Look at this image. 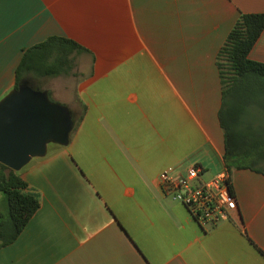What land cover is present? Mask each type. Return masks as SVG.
Instances as JSON below:
<instances>
[{
  "label": "crops",
  "instance_id": "crops-1",
  "mask_svg": "<svg viewBox=\"0 0 264 264\" xmlns=\"http://www.w3.org/2000/svg\"><path fill=\"white\" fill-rule=\"evenodd\" d=\"M254 13L264 0H0V100L27 49H85L70 75L39 79L75 126L19 171L40 208L0 264H264V157L228 171L218 118L216 55ZM249 58L264 63V31ZM192 166L230 177L228 219L201 227L160 188L163 170Z\"/></svg>",
  "mask_w": 264,
  "mask_h": 264
},
{
  "label": "trees",
  "instance_id": "trees-1",
  "mask_svg": "<svg viewBox=\"0 0 264 264\" xmlns=\"http://www.w3.org/2000/svg\"><path fill=\"white\" fill-rule=\"evenodd\" d=\"M263 31L264 13L241 14L216 55L222 93L218 118L224 132V164L228 171L235 157L241 158L246 153L242 147L243 130L254 133L244 120L245 115L250 111H264V63L249 58ZM83 51L85 49L75 42L60 37H51L27 49L17 66L14 88L26 81L32 88L41 90L40 78L70 75L74 60L71 56ZM259 134L262 139L264 134ZM261 142L260 147L250 144V152L258 157H264V141ZM249 168L254 169L253 164ZM226 183L233 193L229 176ZM0 194L5 204V211L0 209L1 249L18 239L40 208V200L28 192V184L19 172L2 164Z\"/></svg>",
  "mask_w": 264,
  "mask_h": 264
},
{
  "label": "water",
  "instance_id": "water-1",
  "mask_svg": "<svg viewBox=\"0 0 264 264\" xmlns=\"http://www.w3.org/2000/svg\"><path fill=\"white\" fill-rule=\"evenodd\" d=\"M75 126L71 110L46 90L19 83L0 100V164L19 172L50 144L67 146Z\"/></svg>",
  "mask_w": 264,
  "mask_h": 264
},
{
  "label": "built area",
  "instance_id": "built-area-1",
  "mask_svg": "<svg viewBox=\"0 0 264 264\" xmlns=\"http://www.w3.org/2000/svg\"><path fill=\"white\" fill-rule=\"evenodd\" d=\"M201 173L202 170L196 166L189 167L184 172L169 167L159 174L158 183L164 193L186 207L198 225L213 226L228 219L237 203L228 188L225 174L202 181Z\"/></svg>",
  "mask_w": 264,
  "mask_h": 264
},
{
  "label": "rangeland",
  "instance_id": "rangeland-1",
  "mask_svg": "<svg viewBox=\"0 0 264 264\" xmlns=\"http://www.w3.org/2000/svg\"><path fill=\"white\" fill-rule=\"evenodd\" d=\"M52 101H54V100H52ZM244 120L247 122L248 125L252 124L253 125V128H254V126H257L259 124L260 126H262V128L264 130V112L250 111V112H248L245 115ZM254 130H255V128H254ZM263 132L262 131H260V132L255 131L254 133L250 134V132H247L246 133V131L244 132V130H243V132H242L243 133V137H242V147L243 148L245 147L246 153L242 154L241 155V158H239L238 161L240 163H244V164H247V165H250L251 164V157H250V147H251V145L250 144L251 143L257 144L258 147H260L261 146L260 143L261 144L263 143V142H261V140L264 141V137H262V139H261L260 138L261 135L259 133L264 134ZM52 145L53 144H50L49 147L50 148L53 147ZM33 159H35V158H33ZM255 165L258 166V167H261L264 170V165L263 164H256L255 163ZM210 178H211L210 173H205L203 179L207 180V179H210ZM0 209L2 211L3 210L5 211V204L3 203V194H0Z\"/></svg>",
  "mask_w": 264,
  "mask_h": 264
},
{
  "label": "flooded vegetation",
  "instance_id": "flooded-vegetation-1",
  "mask_svg": "<svg viewBox=\"0 0 264 264\" xmlns=\"http://www.w3.org/2000/svg\"><path fill=\"white\" fill-rule=\"evenodd\" d=\"M72 115H73V113H72Z\"/></svg>",
  "mask_w": 264,
  "mask_h": 264
}]
</instances>
